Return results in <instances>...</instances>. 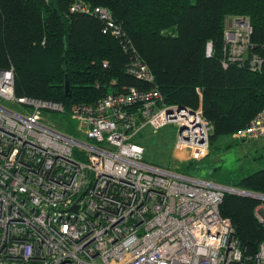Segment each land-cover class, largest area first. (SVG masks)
Here are the masks:
<instances>
[{"label":"built area","instance_id":"built-area-1","mask_svg":"<svg viewBox=\"0 0 264 264\" xmlns=\"http://www.w3.org/2000/svg\"><path fill=\"white\" fill-rule=\"evenodd\" d=\"M70 9L101 19L130 52L126 71L147 86L74 103L73 134L43 122L44 110L67 112L62 102L18 96L14 67L0 69V264H264V235L249 254L221 212L234 189L144 159L139 135L169 123L183 160L204 159L213 124L203 108L166 101L108 7ZM252 33L247 17H227L224 67L263 69ZM233 135L264 138V108ZM257 216L264 226V208Z\"/></svg>","mask_w":264,"mask_h":264},{"label":"trees","instance_id":"trees-1","mask_svg":"<svg viewBox=\"0 0 264 264\" xmlns=\"http://www.w3.org/2000/svg\"><path fill=\"white\" fill-rule=\"evenodd\" d=\"M77 1L112 11L169 104L203 108L213 124L211 145L245 127L264 108V67L252 71L246 64H222L229 16L247 17L253 48L264 49V0H0V69L14 67L18 96L62 102L67 132H76L69 115L74 103H94L129 86H147L126 71L130 52L121 39L104 31L101 19L71 11ZM208 42L213 44L211 56ZM144 159L196 176V160L161 165ZM235 186L264 194V168ZM260 204L264 199L231 192L221 204L249 254L264 235L256 215Z\"/></svg>","mask_w":264,"mask_h":264},{"label":"rangeland","instance_id":"rangeland-1","mask_svg":"<svg viewBox=\"0 0 264 264\" xmlns=\"http://www.w3.org/2000/svg\"><path fill=\"white\" fill-rule=\"evenodd\" d=\"M14 107L19 108L17 105ZM43 115V122L54 123L59 129L68 130L63 113L45 110ZM176 136L177 125L169 123L155 131L146 128L137 140L145 146L144 158L149 161L161 165L172 163L180 165L188 160H183L182 152L175 150ZM262 168H264V138L244 140L235 138L232 134L218 138L212 143L209 154L195 163L192 173L202 179L238 188L235 186L237 182ZM261 208H264V204H260L257 211Z\"/></svg>","mask_w":264,"mask_h":264},{"label":"water","instance_id":"water-1","mask_svg":"<svg viewBox=\"0 0 264 264\" xmlns=\"http://www.w3.org/2000/svg\"><path fill=\"white\" fill-rule=\"evenodd\" d=\"M70 89H71L70 81H69L68 76H66V79H65L66 95H69ZM231 188L235 190L234 193H238V194L245 195V196H252V197H256V198L262 199L260 196L264 195V194H261V193H254V192L243 190V189H239V188H234V187H231Z\"/></svg>","mask_w":264,"mask_h":264},{"label":"bare ground","instance_id":"bare-ground-1","mask_svg":"<svg viewBox=\"0 0 264 264\" xmlns=\"http://www.w3.org/2000/svg\"><path fill=\"white\" fill-rule=\"evenodd\" d=\"M232 190H233V189H232ZM260 197H261L262 199H264V195H261Z\"/></svg>","mask_w":264,"mask_h":264}]
</instances>
